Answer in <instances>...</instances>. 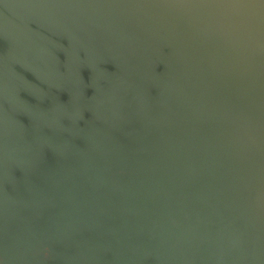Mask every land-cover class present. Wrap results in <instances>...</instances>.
Wrapping results in <instances>:
<instances>
[{"label": "bare ground", "instance_id": "6f19581e", "mask_svg": "<svg viewBox=\"0 0 264 264\" xmlns=\"http://www.w3.org/2000/svg\"><path fill=\"white\" fill-rule=\"evenodd\" d=\"M0 264H264V0H0Z\"/></svg>", "mask_w": 264, "mask_h": 264}]
</instances>
